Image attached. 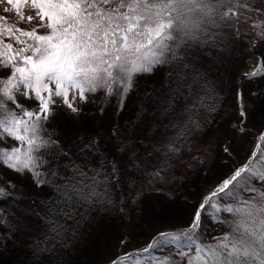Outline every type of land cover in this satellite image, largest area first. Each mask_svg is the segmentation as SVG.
I'll return each instance as SVG.
<instances>
[{"label": "snow or ice", "instance_id": "snow-or-ice-1", "mask_svg": "<svg viewBox=\"0 0 264 264\" xmlns=\"http://www.w3.org/2000/svg\"><path fill=\"white\" fill-rule=\"evenodd\" d=\"M5 2L15 9L17 20L7 23V15L0 16V69L8 72L0 76V164L18 174H30L37 187L51 186L58 194V201L41 209L43 223L50 226V217L63 216L77 228L85 219L79 208L86 206V211H91L98 205L115 206L111 191L119 187V181L110 183L113 177H129L131 171L150 177L149 186L166 183L170 161L184 150L198 151L197 135L207 121L202 124L194 117L200 108L215 111L214 104H206L215 89L196 67L192 49L204 46L211 50L219 39L215 30L233 17L243 15L245 22L253 14L264 17V6L249 0H0ZM29 10L33 14H26ZM24 21L39 23L22 28L19 25ZM251 26L259 29L257 36L264 40V20ZM163 67L168 69L166 83L161 88L163 95L156 93V103L161 116L171 115L163 125L164 134L154 139L145 136L131 149L122 142L113 160L102 157L91 177L76 165H72V175L61 176L60 159L67 153L58 151L59 142L45 127L56 114L57 99L79 115L82 109L76 101L87 103L89 94L104 90L107 97L118 96L122 107L137 75H151ZM262 74L264 57L258 58L245 77ZM240 116L246 117L245 108ZM157 123L162 124L159 116ZM169 128L175 130L174 135L168 133ZM9 140L15 143L9 144ZM259 140L264 141V133ZM84 148L90 150L92 144ZM254 178L264 181V167L249 160L204 196L186 227L161 232L142 251L123 254L111 264H264V190L251 184ZM57 179L69 182L59 184ZM89 179L91 184L86 183ZM18 191L11 181L0 183V200H13L0 205V227L13 235L20 227L12 223L14 213L9 209L19 198ZM144 191L141 185L137 198ZM242 191L255 195L243 199ZM56 203L61 205L59 210ZM126 205L125 200L118 209L121 214ZM206 213L229 224L231 231L213 237L212 243L202 241L198 232ZM221 213L233 218L221 220ZM52 231L55 237L45 240L47 247L31 240L26 243L36 264H52L49 257L55 258L67 239L79 238L75 229L69 235L63 224H56ZM3 235L0 232V237ZM165 245L175 246V252L151 255L152 249ZM142 255L145 260L131 259Z\"/></svg>", "mask_w": 264, "mask_h": 264}, {"label": "rangeland", "instance_id": "rangeland-1", "mask_svg": "<svg viewBox=\"0 0 264 264\" xmlns=\"http://www.w3.org/2000/svg\"><path fill=\"white\" fill-rule=\"evenodd\" d=\"M249 2L264 6V0ZM5 8L9 9L7 13L4 12ZM26 14L33 13L29 10ZM4 15L8 17L7 23H15L17 20L15 9L6 2L0 3V16ZM256 20H264V17L253 14L252 19L247 22L243 15L233 17L226 26L215 30L219 39L211 50L204 46H194L192 49L196 67L206 74L215 89L206 101V104H214L215 111L200 108L198 115L194 117L202 124L207 121L203 131L197 135L198 151L184 150L178 158L171 160L172 168L168 169L166 183L158 181L149 186L150 177L131 171L129 177H113L110 183L116 184L119 181V187H114L111 191V197L115 201L113 208L99 205L91 211L81 208L85 219L78 228L74 226L81 237L79 240H82L76 247L79 250L76 254L84 255L88 251L100 249L102 257L110 258L119 251L125 254L142 251L159 233L186 227L203 196L212 192L224 179L230 178L235 170L249 160L254 165L264 167V141L259 140L260 134L264 133V77L261 80H248L245 77V73L256 66L258 58L264 57V40L257 36L259 29L251 26ZM38 23L39 21H33L29 25L24 21L19 26L34 27ZM167 71V67H163L157 68L151 75H137L135 87L128 93L122 107L119 105L118 96L107 97L104 90L89 94L87 103L77 100L76 106L82 109L79 115L71 113L57 99L56 114L45 127L52 139L59 142L58 151L67 153L66 157L62 156L60 159V175H67L68 168L77 161L76 150L81 142L92 144V149L85 151L87 157L92 159L85 160L89 161L87 164L95 167L100 164L102 157L112 161L122 142L127 143L131 149L145 136L154 139L164 134L163 125L169 123L171 115L161 116L156 99H139L138 95L143 94L146 90L144 88L150 89V84L158 86L161 74H167ZM7 74V71L0 69V76ZM155 93L163 95L159 88H156ZM189 102H192L191 99ZM241 108L246 109L244 118L240 116ZM157 116L162 124L157 123ZM131 119L134 126L128 131L122 122ZM241 127L244 131H240ZM168 133L174 135L175 130L169 128ZM77 138L80 142H75ZM8 143L15 142L9 140ZM144 143L147 144L148 141L145 140ZM193 156L196 157L195 160L192 159ZM106 168L110 171L111 165L108 164ZM85 173L88 177L94 175H91V171ZM4 181H11L19 189L16 193L19 198L14 201V206L9 211L14 213L10 219L13 224L19 225L20 231L13 235L1 227V232L5 235L4 245L0 249V264H29L26 250L28 241L39 243L41 247L49 246L45 241L42 245L38 239H43L42 236L48 234L47 224L43 223L45 216L41 210L46 205H36L35 199L50 195L51 187H37L30 174H18L0 164V183ZM56 182L65 184L64 180L61 182L57 179ZM88 184H91L90 179ZM251 184L256 189L264 190V181L254 178ZM141 185L145 191L137 198L136 194ZM128 188H131V192ZM240 195L243 199H250L255 193L242 191ZM125 200L127 205L121 214L118 209L124 206ZM12 203L10 198L2 200L0 205ZM232 218L231 214L225 216L221 213V220ZM67 221L75 225L73 220ZM201 225L205 228H200L198 235L205 243H212L213 237L231 231L229 224L222 223L207 213L202 217ZM52 239L47 236V240ZM86 242L88 243L84 246ZM169 252H175V246L158 247L156 256H164ZM131 259L145 260V256H134ZM64 263L70 264L69 261ZM52 264L63 263L52 259Z\"/></svg>", "mask_w": 264, "mask_h": 264}, {"label": "trees", "instance_id": "trees-1", "mask_svg": "<svg viewBox=\"0 0 264 264\" xmlns=\"http://www.w3.org/2000/svg\"><path fill=\"white\" fill-rule=\"evenodd\" d=\"M164 75H166V74H164V73L161 74L162 78H160L161 82L158 86H155V84H150V89L144 88L146 90L143 91V94L138 95L139 99L151 100V99H149V97H152V99H156L155 98L156 88L161 89L162 86L166 83V77ZM263 77H264V74H262L261 76L256 77V78H248V80L249 79L261 80ZM189 103H191V102H189ZM122 125H124L126 127V129H128V131L132 130V127L134 126L132 124V119H131V121L130 120H127V121L124 120V122H122ZM75 142H80L79 138H77V140ZM85 145H86V143L81 142V144L79 146H77V150H76V153L78 155V157L76 158L77 161H75V163L72 165H76L78 167L82 166L81 170L83 172H90L91 171V175H92V174H94L93 169L95 167H99V165L97 164L95 167H92L93 164H87L89 161H86L85 159L91 160L92 158L87 157V155L85 154V151H86L84 148ZM70 175H72V167L68 168L67 175H65V176H70ZM76 179H79V177H76ZM64 182L66 184L69 181L67 179H65ZM86 183H88V181H86ZM60 184H62V183H60ZM50 189H51L50 195H47L46 197L38 196V198L35 199L36 205H38V206H40V205L45 206L46 205V208H47L48 205L51 203V199L53 200V202L58 201V194L55 192V190L52 187ZM204 196H203V198H204ZM0 202H2V200H0ZM42 202H44L45 204ZM55 206L58 210L61 208V205L59 203H56ZM81 208H79V212H80V210L82 211V209H84L86 211V206L83 207L82 209ZM81 213H83V211ZM193 213H194V211H193ZM43 214H44V212H43ZM223 214L226 216L229 213H223ZM43 216H45V215H43ZM50 219L53 221V223L50 226L47 224L48 234H46L45 236H42L43 239L38 238V239H40L42 245H43L44 241L47 239V236L49 239L53 238L51 235L55 234V233L52 231V228H54L56 226V224H63V225H65V227H68L69 235L71 234L73 229L76 230V227H74L76 225H72L68 221H65L63 216H61L59 219H57L56 216H52V217H50ZM77 219H79V217H77ZM200 228H205V226L201 225ZM50 231H51V233L49 234ZM0 232H1V227H0ZM76 234L79 238L78 239H71V238L67 239L63 249L59 252V254L55 258H52L54 261L57 260L58 262H61L63 264H65L64 262H66V261H69L70 264H90V263L91 264H111L112 260H114V259L118 258L119 256L125 254V252L119 251L118 253H116L112 257L106 258V257H102L101 253L99 252L100 249L99 250L94 249L93 251H88L84 255L76 254V252L79 251V250H76V247H77L79 241H82V240H79L81 237L78 234L77 230H76ZM54 237H55V235H54ZM56 242L58 243V241H56ZM87 243L88 242H86L83 245L86 246ZM66 244H68L70 247H68ZM3 245H4V238L2 236V237H0V249L3 247ZM133 252H135V251H133ZM156 253H157V248H154L151 250L152 256H156ZM32 263L33 264L36 263V258L29 255V264H32Z\"/></svg>", "mask_w": 264, "mask_h": 264}]
</instances>
